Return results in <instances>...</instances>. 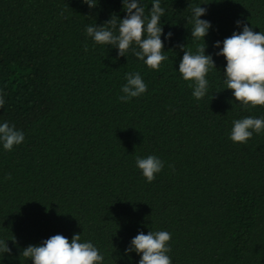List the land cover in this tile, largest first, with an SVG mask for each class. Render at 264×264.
Wrapping results in <instances>:
<instances>
[{
	"label": "trees",
	"instance_id": "1",
	"mask_svg": "<svg viewBox=\"0 0 264 264\" xmlns=\"http://www.w3.org/2000/svg\"><path fill=\"white\" fill-rule=\"evenodd\" d=\"M141 3L147 15L152 0ZM160 3L168 59L157 71L131 49L118 56L87 36V26L125 17L121 0L93 9L81 0H0V124L25 136L11 151L0 144V239L11 249L0 264H32L23 248L78 233L103 264H138L125 249L149 230L172 234V264H264V132L229 139L234 120L264 117V107L245 111L222 90L226 61L213 47L245 24L264 32V0ZM199 5L217 69L197 101L178 66L180 45L195 53L203 43L190 32ZM136 72L147 91L121 102L125 74ZM149 155L164 162L152 182L136 167Z\"/></svg>",
	"mask_w": 264,
	"mask_h": 264
},
{
	"label": "clouds",
	"instance_id": "2",
	"mask_svg": "<svg viewBox=\"0 0 264 264\" xmlns=\"http://www.w3.org/2000/svg\"><path fill=\"white\" fill-rule=\"evenodd\" d=\"M89 9L97 6V0H81ZM126 13L123 19H109L104 26H87L85 31L96 44L115 46L118 56H125L130 49L133 54L144 64L152 69L159 70L162 63L168 59L164 54V42L161 40V18L165 9L160 0H152L146 15V9L141 0H121ZM221 2V0H220ZM219 3V2H217ZM208 4V3H205ZM191 38L202 40L203 43L196 47L195 53L185 50V45H180L183 56L180 59L178 72L184 81L189 82L192 96L200 101L209 92V80L206 78L210 70L217 69L211 55L205 54L206 44L204 37L211 27L210 22L200 19L206 14V9L195 6L192 9ZM240 26L241 21H236ZM118 33V34H117ZM172 33H167L165 39H170ZM136 45L137 48H133ZM213 47L220 48L215 53L223 56L226 67L223 70L225 77L224 89L231 90L234 100L245 111L256 107H264V32H254L245 24L240 33L233 32L222 42L216 41ZM126 83L122 86L121 102L139 97L147 91V84L141 74L126 73ZM221 91V90H220ZM218 92V91H217ZM213 98V93L211 99ZM211 101V100H210ZM5 101L0 96V107ZM264 132V117L254 118L247 116L233 121L229 139L233 143H246L254 133ZM25 139L24 133L17 130L14 125L7 122L0 124V144L6 151H11L14 146L21 144ZM136 167L142 172L143 177L152 182L156 174L161 172L164 162L155 155L146 158L137 157ZM171 167V166H170ZM7 179H11L8 176ZM172 234L167 231H148L147 234L139 232L131 239L125 249V255L135 252L140 256L138 264H172L168 253L171 251L169 241ZM13 244L14 239H10ZM8 240L0 239V256L11 255ZM32 264H103L104 256L92 242H81V234H73L71 240L62 234H56L43 240L40 245H28L20 251V256Z\"/></svg>",
	"mask_w": 264,
	"mask_h": 264
}]
</instances>
